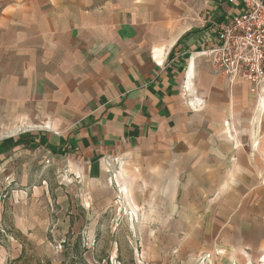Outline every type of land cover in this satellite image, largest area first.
Returning a JSON list of instances; mask_svg holds the SVG:
<instances>
[{"label": "crops", "instance_id": "1", "mask_svg": "<svg viewBox=\"0 0 264 264\" xmlns=\"http://www.w3.org/2000/svg\"><path fill=\"white\" fill-rule=\"evenodd\" d=\"M238 10L226 0H0V111L47 132L85 177L101 159L128 165L110 181L138 184L141 197L127 200L149 220L143 235L178 260L263 254L264 104L203 53Z\"/></svg>", "mask_w": 264, "mask_h": 264}, {"label": "rangeland", "instance_id": "2", "mask_svg": "<svg viewBox=\"0 0 264 264\" xmlns=\"http://www.w3.org/2000/svg\"><path fill=\"white\" fill-rule=\"evenodd\" d=\"M35 129L0 111V264H166L164 256L169 264H264V253L220 248L178 260L158 236L143 235L149 220L127 200L141 197L138 184L129 192L110 181L113 169L122 175L128 165L108 170L101 159L85 177L72 153L53 149Z\"/></svg>", "mask_w": 264, "mask_h": 264}, {"label": "built area", "instance_id": "3", "mask_svg": "<svg viewBox=\"0 0 264 264\" xmlns=\"http://www.w3.org/2000/svg\"><path fill=\"white\" fill-rule=\"evenodd\" d=\"M239 7L218 22L215 43L206 54L217 73L227 81H243L264 104V0H226ZM206 256H209L207 254Z\"/></svg>", "mask_w": 264, "mask_h": 264}, {"label": "bare ground", "instance_id": "4", "mask_svg": "<svg viewBox=\"0 0 264 264\" xmlns=\"http://www.w3.org/2000/svg\"><path fill=\"white\" fill-rule=\"evenodd\" d=\"M263 106V105H262Z\"/></svg>", "mask_w": 264, "mask_h": 264}]
</instances>
